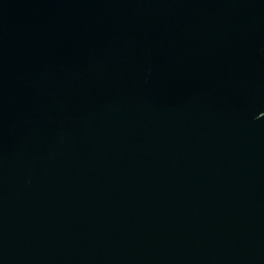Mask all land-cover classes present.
<instances>
[{
	"label": "water",
	"instance_id": "obj_1",
	"mask_svg": "<svg viewBox=\"0 0 264 264\" xmlns=\"http://www.w3.org/2000/svg\"><path fill=\"white\" fill-rule=\"evenodd\" d=\"M0 264H264V0H0Z\"/></svg>",
	"mask_w": 264,
	"mask_h": 264
}]
</instances>
